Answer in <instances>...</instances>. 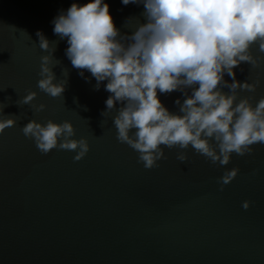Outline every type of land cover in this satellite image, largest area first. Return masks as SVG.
Masks as SVG:
<instances>
[{"label":"water","instance_id":"water-1","mask_svg":"<svg viewBox=\"0 0 264 264\" xmlns=\"http://www.w3.org/2000/svg\"><path fill=\"white\" fill-rule=\"evenodd\" d=\"M90 2L0 0V105H7L4 118L17 120L0 133V264H264V144L233 154L226 166L191 148L181 163L178 149L162 146L167 158L146 169L116 138L117 110L101 115L107 81L95 90L91 73L79 75L65 55L67 41L53 33L61 11ZM104 2L121 34L131 33L130 18L146 22L142 5ZM37 31L59 41L53 55L61 63L53 71L56 82L67 81L61 97L37 86L41 57L49 54ZM252 54L260 66L244 63L235 72L240 82H258L237 101L250 97L255 105L264 97V53L254 45ZM30 92L37 93L32 104L17 105ZM181 97L159 94L173 113ZM39 104L47 105L43 112L34 110ZM31 120L71 122L72 138H87L90 151L80 161L59 148L42 154L22 132ZM233 168L239 174L221 191L218 178ZM244 201H251L247 210Z\"/></svg>","mask_w":264,"mask_h":264},{"label":"clouds","instance_id":"clouds-1","mask_svg":"<svg viewBox=\"0 0 264 264\" xmlns=\"http://www.w3.org/2000/svg\"><path fill=\"white\" fill-rule=\"evenodd\" d=\"M127 6H143L130 34H121L104 0L72 3L52 21L54 35L66 40L65 55L85 79L91 73L95 90L102 83L110 93L102 116L117 110L113 125L117 140L138 153L146 169L166 159L164 147L178 149L176 159L188 161L191 148L213 165L226 166L233 154H251L253 145L264 144V97L255 105L250 97L239 99L240 91L255 92L257 83L236 79L241 64L260 66L253 46L264 53V0H122ZM39 47L48 52L41 57L38 88L56 98L63 96L67 81L56 82L53 68L59 41H49L37 31ZM243 71V69H241ZM231 82L225 79V76ZM227 88L229 91L225 92ZM181 92L171 112L159 94ZM37 93L30 92L17 105H30ZM121 105L117 109V103ZM0 105V133L17 123L15 116L4 118ZM47 105H33L43 112ZM42 154L53 149L76 152L80 161L90 151L87 138L73 139L74 125L48 120H31L23 128ZM164 146V147H162ZM239 174L226 170L218 178L222 191ZM247 210L251 201H244Z\"/></svg>","mask_w":264,"mask_h":264}]
</instances>
